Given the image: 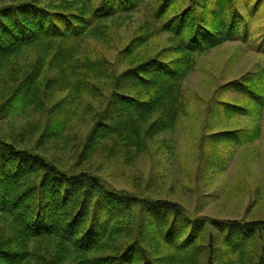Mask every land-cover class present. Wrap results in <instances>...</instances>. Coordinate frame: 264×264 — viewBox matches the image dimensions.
<instances>
[{
	"label": "trees",
	"instance_id": "obj_1",
	"mask_svg": "<svg viewBox=\"0 0 264 264\" xmlns=\"http://www.w3.org/2000/svg\"><path fill=\"white\" fill-rule=\"evenodd\" d=\"M144 6L150 21L115 62L91 55L90 41L109 44L107 22ZM159 31L172 45L136 56ZM254 39L264 60V0H0V121L11 122L0 131V264H264V219L191 216L92 171L108 159L133 166L175 125L194 57ZM254 70L226 84L240 95L221 100L224 118L262 119L264 61ZM259 132L210 134L206 165L224 164L221 143Z\"/></svg>",
	"mask_w": 264,
	"mask_h": 264
},
{
	"label": "rangeland",
	"instance_id": "obj_2",
	"mask_svg": "<svg viewBox=\"0 0 264 264\" xmlns=\"http://www.w3.org/2000/svg\"><path fill=\"white\" fill-rule=\"evenodd\" d=\"M146 14L148 9L144 6L143 12L107 22L109 44L90 41L91 55H103L115 62L136 29L150 21ZM250 40L229 41L194 57L193 69L181 85V112L175 125L150 139L148 148L136 157L133 166L108 159L96 162L92 171L117 188L134 190L142 184L150 189L147 194L177 202L191 216L264 219V112L257 123L244 115L228 119L223 117L221 105V100L240 95L235 90L225 92L226 84L255 72L256 64L264 61L262 45ZM172 43L169 34L159 31L135 55L149 58ZM25 118L17 120L21 123ZM10 124L0 121V131L9 130ZM249 125L259 126L257 139L238 145L221 143L219 154L225 159L224 164L215 168L206 165L213 145L210 134ZM69 130L67 135L74 138L71 123ZM51 153L66 164L72 160L62 151Z\"/></svg>",
	"mask_w": 264,
	"mask_h": 264
}]
</instances>
